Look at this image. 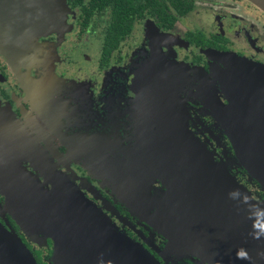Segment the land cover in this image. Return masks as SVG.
Masks as SVG:
<instances>
[{"label":"flooded vegetation","instance_id":"flooded-vegetation-1","mask_svg":"<svg viewBox=\"0 0 264 264\" xmlns=\"http://www.w3.org/2000/svg\"><path fill=\"white\" fill-rule=\"evenodd\" d=\"M154 1L155 8L144 0H65L66 26L61 31L36 36L32 48L24 52L0 49V224L20 239L36 264H51L52 241L41 233L26 236L5 205V181L19 177L15 173L19 167L39 180L69 177L120 232L161 260L144 242L145 232L123 206L98 189L94 179L100 171L115 177L123 162L127 177H142V166L133 158L115 161L103 154L99 161L94 153L97 148L108 153L120 147L118 138L130 144L134 129L142 127L141 117L135 115L136 97L130 93L131 78L120 72L131 66L136 58L132 54L142 58V86L151 91L139 93L141 113L151 132L181 130L175 121L178 102L171 103L178 92L190 115L188 128L204 134L206 128L212 129V121L201 118L200 105L193 102L205 97L193 86L205 92L202 76L215 63L211 53H233L264 64V12L247 0ZM156 8L159 15L148 14ZM88 29L96 30V35ZM90 52L92 58L85 56ZM33 53H42L43 58L37 61ZM154 75L159 87L153 83ZM222 140L226 152H231ZM140 152L137 157L142 159ZM156 154H151L153 162L160 165ZM161 154L164 168L157 166L159 177H169L168 157L164 151ZM236 179L244 181L241 176ZM58 217L67 218L65 213ZM28 237L38 240L32 244Z\"/></svg>","mask_w":264,"mask_h":264},{"label":"water","instance_id":"water-1","mask_svg":"<svg viewBox=\"0 0 264 264\" xmlns=\"http://www.w3.org/2000/svg\"><path fill=\"white\" fill-rule=\"evenodd\" d=\"M247 1L264 12V0ZM65 9V0H0V49L24 52L32 48L36 36L61 31L66 26ZM211 57L218 58L224 69L215 67L203 78L206 81L215 79L218 92L225 101L221 104L216 92L212 91L211 99L216 106H210L211 116L218 121L222 136L228 142L231 152L226 154H229L230 161L236 163L247 176V181L257 187L253 193L258 200L256 196L251 198L243 187L239 189L249 198V203L231 199L229 193L233 187L229 182L232 179L227 184L218 180L230 177L229 173L216 167L211 159L208 164L199 150L187 142L186 132H152L154 151H158L160 139L159 149L168 157V186L183 203L181 209L176 210L180 218L176 222H181L183 227L179 231L178 228L167 230L164 234L167 240L165 250L177 258L169 264H264V257L259 255L264 253V235L254 238V221L249 211V204L264 209V84H259V81L264 82V69L242 61L236 55L213 52ZM245 77L248 80L242 84ZM140 82L139 92L151 93L142 86V75ZM213 82L211 80L210 86ZM180 149L188 151L189 157H184ZM18 170L15 173L19 177L5 181V205L26 236L36 234L34 231L38 230L52 241L51 264H168L157 249L153 250L160 261L111 224L100 223L97 212L85 207L88 206L86 201L72 195L69 187L57 177L39 180L38 177H29V172L22 167ZM60 203L70 207L66 213L73 214L74 219L72 216H66V220L58 217L65 213L59 207ZM194 203L202 208L197 209ZM217 206L222 211L229 210L240 226L224 219ZM30 215L36 216L34 221L29 219ZM50 215L54 218H49ZM87 215L93 226L109 228L121 238L108 237L98 242L88 236L80 240L61 225L75 231L86 228L84 216ZM76 219L78 223L73 222ZM204 229L207 230L204 232ZM210 229L213 233L210 237L222 240L217 250L209 247L210 239L205 238V234L211 233ZM241 248L248 252L249 259H237L236 253ZM0 264H36L20 239L1 224Z\"/></svg>","mask_w":264,"mask_h":264},{"label":"rangeland","instance_id":"rangeland-1","mask_svg":"<svg viewBox=\"0 0 264 264\" xmlns=\"http://www.w3.org/2000/svg\"><path fill=\"white\" fill-rule=\"evenodd\" d=\"M251 6H253L251 3H249ZM254 7V6H253ZM256 8V7H255ZM257 9V8H256ZM259 10V9H257ZM260 11V10H259ZM68 14V12L66 11ZM264 15V14H263ZM90 32V29H88ZM90 35L95 36L96 30H93L90 32ZM92 40H95V38H92ZM36 50L40 51L43 50L41 46H37L35 48ZM54 53L57 56V52L54 49ZM34 54V53H33ZM229 56H233L235 54L233 53H226ZM35 55V54H34ZM60 55V54H59ZM90 53H86L85 56H90ZM136 58H133V61L131 62V66H126L124 69H121V75L124 77L128 76L131 78L130 81V93L134 94L136 97V111L135 115L140 116L142 119V127L139 129H134V138L130 141V144L123 143V140H120L121 138H118L116 140V144H119L120 147L118 148H111L108 149V153L103 148H97L95 151V157H98V160L102 158V155L104 154L107 158L113 159L115 161H126L127 159L132 160L134 159V164L141 165L142 166V177H127V167L123 162L121 167H117V170H115V177H107L106 171H100L97 173L98 177H94V179L98 182V189L100 191H104L106 196L111 199L112 201L120 204L125 208V210L128 212L130 218L134 220L135 224L139 226V228L145 232L144 236V242L147 243V245L153 250L157 249L161 252V254L164 257V260L166 263L173 262L177 259L173 254L167 252L165 250L167 245V240L164 238V234L167 232V230H173L175 231L176 228H178V231L181 230V227H183L180 221L176 210L181 209V205H183L182 201H180L177 197V193H175L173 190H171L168 186V182L166 180V177H159L160 171L158 167L154 164L153 158L151 154L154 151V141L151 136L152 132L150 130V127L145 122V118L143 115V110L141 113V106H140V100H139V91H140V85L141 82V75L143 72L142 69V58H137L139 55L132 54ZM217 55V53H216ZM41 58H43V54L40 53L39 56L35 55V59L38 61ZM62 56V54H61ZM73 57V56H72ZM91 57V56H90ZM237 58L241 59L242 61L252 62L253 65H256L257 67H261L264 69V64L256 61L248 60L244 57L236 56ZM92 58V57H91ZM75 59V58H73ZM214 64H212L209 68V73L205 75H210L211 71L213 69H216L215 67L224 69V66L222 63L219 62L218 58L214 59ZM55 63V62H54ZM54 63H52L51 67H55ZM220 65V66H217ZM61 67H64V65H60ZM153 66V64H148V67ZM85 67V65H83ZM88 67V65H87ZM86 68V67H85ZM149 71V69H148ZM117 72V71H116ZM126 72V73H124ZM150 72V71H149ZM153 72L155 70L153 69ZM118 73V72H117ZM70 76V75H69ZM154 81L155 87H159V80L155 79V75L151 77ZM201 78V77H199ZM203 78V76H202ZM207 80V79H206ZM205 81V92H200L198 89L197 84L194 85V89L196 93H199L200 95H205L204 99L197 98V101H193L195 104L200 105V109L197 111L200 117L207 116L212 121V126L210 130L206 128L207 133L209 137L207 136V133H202L201 130L198 132H194L193 130H190L188 128V124L186 119L190 116L187 114V108L184 106V101L181 100L180 97H178V94H175L173 96V100L171 103L176 104L178 102V108L176 110L175 114V121L177 127L180 131L186 132L188 137H186L187 142L194 148L198 149L199 154L202 155L204 159L208 162V164L213 162V164L216 165L218 168H224L226 172L229 173L230 177H222L218 180L221 183L227 184L228 180H231L229 184H232L233 190L230 189V193L234 190H239L241 193L240 187L246 189L245 191L250 195L251 198H255L256 195H254L253 192L257 191V187L252 183L247 181V176L243 174L242 172L238 174L239 168H237L236 163H232L230 161L229 154H226L225 148H224V142L222 132L219 129L218 121H216L215 118H212L211 116V107H215L216 103L212 97V91L216 92V97L218 98V101L222 104L220 101V97L218 95H221L218 90V85L215 83V79L210 78L209 81ZM213 80V84L210 86V82ZM171 88V85L169 86ZM174 88H177L174 86ZM207 99L208 101H206ZM211 99V100H209ZM198 102V103H197ZM215 110V109H214ZM216 111V110H215ZM197 119V117H195ZM186 121V122H185ZM183 129V130H182ZM189 129V130H188ZM211 132V136L210 133ZM198 134L201 135V137H198ZM203 138V139H201ZM215 138L217 140H215ZM191 140V141H190ZM217 141V142H216ZM216 142V143H215ZM137 143V144H136ZM142 143V147H139L138 145ZM125 144V145H124ZM208 145L211 147L208 149ZM215 147L213 148V146ZM219 147V149H215ZM142 150V159L137 157ZM217 150V151H216ZM75 153V151H74ZM104 157V156H103ZM211 159V160H210ZM111 161V160H110ZM106 163H109L106 161ZM115 163V162H114ZM238 174V175H237ZM158 176V177H157ZM241 176L244 178V181L241 182L240 180H237L236 177ZM58 179L61 182H64L66 186L69 187V191L72 193V195H76L81 200H85L89 208H93L95 212L98 214L99 222L104 224H111V226L116 229L120 230L117 225L113 221H109V217L102 211L100 206H98L95 202H92L84 193H82L77 185L74 183L72 179L69 177H58ZM114 185V187H113ZM116 185H118L121 190L124 192H118L115 191ZM115 192V193H114ZM130 192V193H129ZM257 200L258 197L256 196ZM81 200V201H82ZM59 206L63 212H65L66 216H69L72 219L73 214L66 213L68 209L67 206L63 205V203H60ZM65 207V208H62ZM74 223H78L77 219L73 220ZM120 232V231H119ZM30 243L34 244L33 242H37L38 238H27Z\"/></svg>","mask_w":264,"mask_h":264},{"label":"bare ground","instance_id":"bare-ground-1","mask_svg":"<svg viewBox=\"0 0 264 264\" xmlns=\"http://www.w3.org/2000/svg\"><path fill=\"white\" fill-rule=\"evenodd\" d=\"M248 80V77H245L244 78V81L242 82V84L243 83H245L246 81ZM259 84H264V82L263 81H259ZM234 96V95H233ZM230 108V110H231V107H229ZM154 120V119H153ZM156 132H159V131H156ZM157 147H158V151H157V153L158 154H156V158H157V160H158V162H159V166L162 168H164V166H163V163H162V154H161V152L162 151H160V149H159V147H160V139L158 140V142H157ZM177 147L178 148H180L178 145H177ZM180 153L182 154V155H184V157H186V158H188L189 156H188V151H187V153L184 151V150H181L180 149ZM191 158V157H190ZM169 168V167H168ZM194 206L197 208V209H200V208H202V207H200V206H198L196 203H194ZM217 208H218V206H217ZM219 211L221 212V214H222V216L224 217V219H226L227 221H230V222H232L235 226H237V227H239L240 226V224H239V220H237V218L234 216V215H232L230 212H229V210H224V211H222L221 210V208H220V206H219ZM85 218H86V221H87V224H86V228H82V229H80V230H73V229H71V228H68V226L67 225H65V224H61L64 228L66 227L67 229H68V231L70 232H72L73 233V235H75V236H78L79 238H80V240H81V237H88V236H93L94 238L93 239H97L98 240V242H100V240H107L106 238H108V237H112V238H114L115 236L116 237H118V238H121L120 236V234H115V233H113L112 232V230L111 229H109V228H106V227H103V226H99V225H97V226H93V224L90 222V217L87 215V216H84ZM207 229H204V232L206 231ZM211 230V229H210ZM34 232H41V231H38V230H35ZM70 232V233H71ZM211 233H207V234H205V238L207 239V238H209L210 239V246L209 247H211L213 250H217L218 249V247H219V245L221 244V242H222V240L219 238V237H210V235L211 234H213L212 233V230L210 231ZM84 239V238H83ZM208 245H209V242H208ZM222 246V245H221ZM210 252H211V249H210Z\"/></svg>","mask_w":264,"mask_h":264},{"label":"clouds","instance_id":"clouds-1","mask_svg":"<svg viewBox=\"0 0 264 264\" xmlns=\"http://www.w3.org/2000/svg\"><path fill=\"white\" fill-rule=\"evenodd\" d=\"M229 196L233 200H239L241 203L248 204L249 198L240 193L239 190H234L229 193ZM250 218L253 219V228L255 229L253 235L254 238L259 239L261 235H264V209H260L254 205L249 204ZM264 257V253H260ZM237 259L247 260L249 259L248 252L241 248L236 253Z\"/></svg>","mask_w":264,"mask_h":264},{"label":"trees","instance_id":"trees-1","mask_svg":"<svg viewBox=\"0 0 264 264\" xmlns=\"http://www.w3.org/2000/svg\"><path fill=\"white\" fill-rule=\"evenodd\" d=\"M103 2H106L107 0H102ZM122 2H124V0H121ZM144 1H146L147 3H149V5H152V7L153 8H155L156 7V5H155V1L154 0H144ZM160 10L159 9H150V10H148V14L149 15H159V12Z\"/></svg>","mask_w":264,"mask_h":264}]
</instances>
